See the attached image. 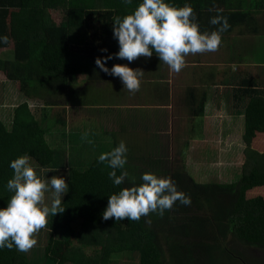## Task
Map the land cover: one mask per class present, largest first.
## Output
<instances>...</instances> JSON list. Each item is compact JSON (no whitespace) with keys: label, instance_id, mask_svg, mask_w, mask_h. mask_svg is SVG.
<instances>
[{"label":"trees","instance_id":"trees-1","mask_svg":"<svg viewBox=\"0 0 264 264\" xmlns=\"http://www.w3.org/2000/svg\"><path fill=\"white\" fill-rule=\"evenodd\" d=\"M165 2L178 7L190 4L202 32L219 27L210 23L212 17H226L230 27L222 34L221 46L231 43L233 50H242V53L246 52L244 37H249V32L257 36L264 33L259 30L257 19L264 11V0ZM140 3L142 0H132L131 4L124 0H0V38L8 37L7 43L0 39L3 50L0 82L13 84L25 99L12 110L10 126L0 119V208L7 207L13 195L6 187L14 174L10 162L20 155L31 157L38 175L51 171V175L43 177L50 179L59 175L69 185L62 197L65 211L48 217V226L36 235V246L28 252H19L15 247L2 248L0 264H54L55 259L78 258L76 248L101 251L105 255L104 264H119L126 258L137 259L131 260L136 264H264V114L259 112L262 109L250 107L246 115L243 136L246 157L237 182L214 181L202 185L192 183L184 170H172L171 175L178 181L177 189L186 195L193 194L190 205L183 208L176 202L163 216L150 213L139 221L104 220L102 214L108 197L132 186L133 177L139 185L145 172L170 177L166 171H139L130 161L125 168L137 171L129 172V178L116 186L108 175L111 169L98 159L87 168L76 167L78 162L72 166L73 159L69 158L73 151L62 148L64 157H60L57 147L50 149L45 143L44 136L54 129L58 120L44 119L40 109L34 113L29 101L40 100L45 106L66 105L80 100L93 85L105 88L112 84L113 87L117 77L101 71L95 60L119 51L113 36V18L131 13ZM152 57L159 58L155 52ZM122 62L113 58L107 61L106 67L110 69ZM79 76L85 78L83 90L74 86ZM197 131L198 127L192 135H198ZM52 193L49 187L45 193L48 206H51ZM186 214L193 216L177 227L175 218L181 222ZM155 221L159 222V233ZM192 226L196 227L195 232ZM70 230L79 232L80 243L61 237L60 233ZM180 231L191 238L188 245L177 248L172 240ZM240 247L260 252H230ZM214 248L220 249L216 252ZM119 254L121 258L114 261V256Z\"/></svg>","mask_w":264,"mask_h":264},{"label":"crops","instance_id":"crops-1","mask_svg":"<svg viewBox=\"0 0 264 264\" xmlns=\"http://www.w3.org/2000/svg\"><path fill=\"white\" fill-rule=\"evenodd\" d=\"M257 19L258 26H260L259 30H264V11L257 15ZM244 38H246L244 42L247 48L246 52L233 50L230 47L233 44L226 43L213 54L189 55L186 58L187 66L179 73L170 72L168 66L162 63L159 58L140 57L131 63L123 60L122 64H128L129 67L134 69L141 68L148 75L143 77L140 90L130 95L132 97L134 95V98L126 96V93L122 91L124 86L120 82V78L117 77V82L114 83L112 88L120 96L116 98L117 102L111 106L109 104L103 105L106 103L101 101H91L86 104L79 100L66 103V105H41L47 109L42 110L43 117L50 111L53 113L52 118L58 120V123L54 124L53 130H57L54 133L59 137L54 138L52 141L55 148L57 147L61 151L60 157H64L62 148H68L70 153L71 151L78 153L84 150L91 152V146L87 144L88 141L106 143L112 138V135H116L120 141L123 140L126 143L128 148L127 160H132L131 162L136 165V168L143 170L141 159L156 160L160 166L159 170H184L192 183L202 185L204 183L199 181L203 180L202 176L198 179L193 170H214L219 165L212 162H223L234 158L238 159L236 161L238 162L242 158L245 159L246 144L243 136L246 115L250 107L252 109L257 108V110L262 109L259 112L264 114V33L257 36L253 33L250 35L249 32V37ZM233 40L235 43L236 39ZM256 45H261L259 53H256ZM0 51L3 50L0 49ZM210 55H215L213 61H211L213 57ZM154 60H158L159 63H154ZM174 74H177L178 79L186 76L193 79L195 85L185 86L187 95L179 96L183 101V107L177 122H173L174 114H170V119H173L171 123L167 124L168 118H164V124L160 128L159 122L155 121L153 117L156 113L153 108L158 107L168 110L167 107H169L171 109L172 95L166 86V82L173 79ZM83 85V83L78 82V79L74 84L75 88L79 90H83ZM124 90L128 92L126 89ZM180 90L178 88V93L182 94L183 92ZM59 102L61 103V100ZM112 106L128 108L131 112H124L120 115ZM213 106L219 111L213 110ZM58 108H61L62 111L57 113L56 109ZM211 109L213 111H210ZM201 111L202 113H198ZM224 114H227V118H229L227 125L232 128H243L242 136L238 141H234L237 138L232 136L231 133L222 141L221 137L216 134L213 135L215 132L210 133L208 131V128L212 126V120L220 116L223 121L222 116ZM183 116H185L184 122L180 121ZM220 118L219 120H221ZM85 122L87 124L86 128L84 126ZM78 123L82 124L77 125ZM200 125L202 135H192L194 129L199 128ZM85 129H89V131L85 132ZM85 133H87V138L84 137ZM126 136L128 140H133V145L129 146ZM146 137L153 138L155 142L147 141ZM44 140L47 143V137H44ZM217 140L218 144L215 143ZM208 143L211 144L212 149L216 151L218 149L223 150L231 153L232 156L230 157V154L218 150L219 157L206 159ZM49 148L54 149L50 146ZM200 148L202 149L201 158ZM195 151L199 152L198 155H195ZM191 154L195 156L194 160ZM244 163L245 160L242 167ZM72 166H74L73 161ZM186 170H192L193 174L187 173ZM207 180H210V178L205 181ZM195 192L197 196L202 197L200 192ZM187 196L190 199L193 198L191 192L187 193ZM76 247H73V249ZM218 249L220 248H214L213 250L218 252ZM246 250L249 253L260 252L258 249L252 248L249 250L246 247L232 248L230 252H246ZM74 252L79 255L78 258L68 256L66 261L55 259L54 264H104L105 255L99 250L94 253L90 248L81 250L76 248ZM123 261L119 264H122ZM244 263H248V261Z\"/></svg>","mask_w":264,"mask_h":264},{"label":"clouds","instance_id":"clouds-1","mask_svg":"<svg viewBox=\"0 0 264 264\" xmlns=\"http://www.w3.org/2000/svg\"><path fill=\"white\" fill-rule=\"evenodd\" d=\"M131 4L132 0H124ZM210 23L217 27L212 31H200L193 7L185 3L182 7L174 6L165 0H142L131 13L113 18V36L118 41L119 51L115 54L97 57L96 66L104 73L120 78L124 89L135 93L140 90L145 72L141 68H131L128 64H114L106 67L108 60L117 58L129 63L140 57L151 58L153 52L173 73H179L187 66L189 55L216 52L222 44V34L230 27L226 17L214 16ZM4 43L8 37L0 38ZM107 52V49H101ZM87 138V133L84 134ZM92 143V141H88ZM128 148L121 140L118 146L101 153L98 160L106 164L113 184L119 186L129 178L125 169ZM36 163H34L35 165ZM13 176L7 181V189L13 193L7 207L0 208V249L16 248L19 252H28L38 240L36 235L48 226V217L63 213L62 197L69 190L65 178L53 175L45 179L38 175L31 157L20 155L10 162ZM119 170L120 174H117ZM142 183L122 188L108 197L107 207L102 217L104 220L115 218L139 221L150 213L163 216L179 201L190 205L191 199L179 191L171 177H158L145 172ZM53 190L51 206L45 203V193Z\"/></svg>","mask_w":264,"mask_h":264},{"label":"rangeland","instance_id":"rangeland-1","mask_svg":"<svg viewBox=\"0 0 264 264\" xmlns=\"http://www.w3.org/2000/svg\"><path fill=\"white\" fill-rule=\"evenodd\" d=\"M260 48H261V45H256V48H255L256 53L257 52L259 53ZM2 52L0 51V54ZM208 54H213V52H209ZM210 56L213 57L211 59V61H213L215 55H210ZM154 63H159V61L154 60ZM184 78L178 79L177 74L176 75L174 74L173 79H169L166 82V86H167V88H169L170 93L172 95L171 109L169 107H167L168 110L163 109V108H158V107L153 108L156 111V113L154 114L153 117H154L155 121L157 120V122H159L158 124H159L160 128H161L162 124H164V121H163L164 118L165 119L168 118L167 124H170L173 119H174L173 122L176 123L177 118H179V116L181 115V112H182L181 109L183 107V101H182V99L179 98V96L180 95L184 96L185 94L187 95V92H186L187 89L185 88V86H194L195 85V82L193 79H191V78L189 79L187 76ZM84 79H85L84 77L79 76L78 82L81 84ZM177 79L180 80V82H178ZM120 82H121V80H120ZM187 82H188V84H187ZM178 88L181 89L180 91L183 92L182 94L178 93ZM182 88H184V89H182ZM97 90H100V91L97 92ZM122 91H124L126 93V96H128L130 98L132 97V96H130L132 94L131 92H126L124 89H122ZM118 96H120V94L113 90L112 84H108V86L105 88H98V87L93 85V89L92 90L87 89V94H85L79 101L85 102L86 104H89L91 101H101L103 103H106L103 105L109 104L111 106L113 103L117 102L116 98ZM132 98H134V95ZM24 100L25 99L22 96H20V94H18V91L15 89L13 84H11L9 82H0V119L10 126L12 110L14 109V107L16 105H18L19 103H21ZM139 100H141V99H139ZM29 104H30L31 110H34L33 111L34 113L36 112L37 109L38 110L40 109L39 112L42 115L43 114L42 110H47V109H45V107L41 106V105H43V102L40 100H37L34 102L29 101ZM35 106H38V107L40 106V107L38 108ZM113 108L116 109L120 113V115L123 114L124 112H128V113L131 112V110L128 108L127 109L117 108V107H113ZM213 110H218V109L215 106H213ZM213 110L211 109L210 111H213ZM59 111H62V109L61 108L56 109L57 113ZM170 114H174V118L172 120L169 117ZM52 117H53V113L49 111L46 114L44 119H46V118L51 119ZM222 117H223V121L220 118V116L214 118L212 120V123H211L212 126L208 128V131H210V133L215 132V133H213V135L216 134L218 137H221L222 141H224L225 137L231 133L232 136H235L237 138V139H234V141H236V140L238 141V139H240V136H242L243 128L242 129L232 128L231 126L227 125V123H228L227 121L229 120V118H227V114H224ZM219 118L221 120H219ZM44 119H42V121ZM52 121H54V119H51V122ZM180 121L184 122L185 116H183L180 119ZM165 122H166V120H165ZM79 124H82V123H78L77 125H79ZM84 126L86 128V126H87L86 122L84 123ZM219 129H221V130H219ZM213 130H215V131H213ZM56 131L57 130H50L46 133V136H44V137H47V139H48L47 144L49 142V146L51 148H55V144L53 143L52 140L54 138L59 137V135L54 133ZM88 131H89V129H85V132H88ZM197 133L199 135H202L201 125L199 126ZM126 138H127V136H126ZM146 140L150 141V142H155V140L153 138H149V137H146ZM126 141L129 144V146L133 145L132 139L128 140V138H127ZM119 142H120V140L116 135H112V138L106 143H103V142L89 143V142H87V144H89L91 146V152H88L85 150L80 151L78 153H74L73 155L71 154L69 159L70 160L73 159V163L78 162V164H75L76 167L87 168V165H89L92 161L97 160L101 153L110 151L114 147L118 146ZM215 143L218 144L219 143L218 140ZM218 150L222 153H228V152H225V151L220 150V149H218ZM218 150L216 151V150L212 149L211 144L208 143V148L206 147V157L205 158L206 159H216L217 157H219L218 156ZM176 152H177V150H176ZM198 153H199L198 151H195V155H198ZM228 154H230V157L232 156L231 153H228ZM201 155H202V149L200 148V158H201ZM65 156H66V153H65ZM191 156H192V154H191ZM194 157L195 156H192L193 160H194ZM226 160H228V159H226ZM237 160L238 159L234 158L232 160L229 159L228 161H223V162L215 161L212 163L218 164L219 167H216L214 170H193V172L195 171L194 174L198 179L201 178V176H202L203 180H199L202 183L214 182L215 180L219 183H227V184L228 183H235V182H237L239 175L241 174V167H242L243 161L245 159L242 158L240 161L236 162ZM64 161L66 162L67 160L64 159ZM130 161H132V160H130V159L127 160V162H129V164H131ZM155 162H156V160H149L146 158L141 159L143 170H159L160 166H157L158 164H157V162L155 164ZM31 163L33 166H35L34 162L31 161ZM207 163H210V162H207ZM230 164H232V165H230ZM47 170L49 171V170H53V169L48 168ZM126 170L128 172L137 171V170H131L130 168H127ZM139 171H142V170H139ZM163 171H166V173L168 175H170L171 179L175 182L176 186H179L177 183L178 181L174 178L173 174L171 175L172 170H163ZM50 172L44 174L43 176L46 177L48 175H51V174H49ZM186 172L191 174V175L193 174L192 170H186ZM158 177H165V176H158ZM207 178H210V180L205 181ZM211 179H215V180H211ZM219 180L225 181V182H220ZM52 196H53V193H52ZM177 202L180 203L179 201H177ZM186 206L188 207V205H183V208H185ZM190 216H193V214L184 215L183 221H181V222H178V220H177L178 218H175V222L177 224V227L182 226L183 222H189ZM155 228L159 233L160 232L159 222L155 223ZM195 231H196V227L192 226V232H195ZM60 235H61V237L65 238V239L71 240L72 242L80 243L82 241V236L79 234L78 231H75V230H70L68 232H62V233H60ZM190 238H191V236L188 233H183L182 231H180V232H178L175 240H172V243L174 245H176L177 248L184 247L185 245L189 244ZM43 242H44V238H42V243L39 244L41 247L43 245ZM121 256H122V254L116 255V256H114L113 260L118 261L121 258ZM131 260H137V259H129L128 260L126 258V259H124L122 264H136L135 261H131Z\"/></svg>","mask_w":264,"mask_h":264}]
</instances>
